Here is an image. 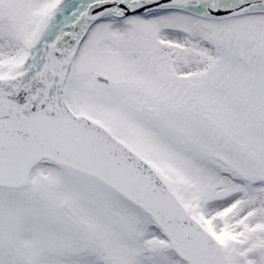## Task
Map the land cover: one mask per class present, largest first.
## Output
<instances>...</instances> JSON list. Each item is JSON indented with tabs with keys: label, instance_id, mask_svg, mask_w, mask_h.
I'll list each match as a JSON object with an SVG mask.
<instances>
[{
	"label": "snow or ice",
	"instance_id": "1",
	"mask_svg": "<svg viewBox=\"0 0 264 264\" xmlns=\"http://www.w3.org/2000/svg\"><path fill=\"white\" fill-rule=\"evenodd\" d=\"M0 264H264V0H0Z\"/></svg>",
	"mask_w": 264,
	"mask_h": 264
}]
</instances>
